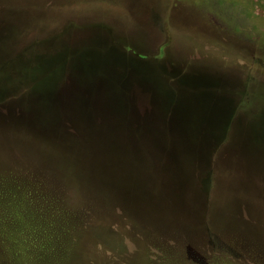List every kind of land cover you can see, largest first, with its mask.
Listing matches in <instances>:
<instances>
[{"label": "rangeland", "instance_id": "374dc122", "mask_svg": "<svg viewBox=\"0 0 264 264\" xmlns=\"http://www.w3.org/2000/svg\"><path fill=\"white\" fill-rule=\"evenodd\" d=\"M110 50L148 85L71 77L55 98L70 52L98 56L97 79ZM10 77L0 225L12 208L42 235L26 257L0 231V264H264V0H0V102ZM172 83L204 110L164 112ZM171 118L202 151L158 133Z\"/></svg>", "mask_w": 264, "mask_h": 264}, {"label": "trees", "instance_id": "16d2710c", "mask_svg": "<svg viewBox=\"0 0 264 264\" xmlns=\"http://www.w3.org/2000/svg\"><path fill=\"white\" fill-rule=\"evenodd\" d=\"M110 52L112 53V51L110 50ZM91 58L87 61L85 60V58H82V60L78 61L76 59H74V57H72V52H70L69 57L67 58V56L64 59V64L61 65L59 71H58V75L57 77H55V79L51 82V85H49L50 90L52 91V93L54 94L55 98H59L56 97L62 93H65V89L64 91L61 92V89L63 88V86L65 85V87H67L68 81L71 82V77L74 79V83H78L81 86H83V84L88 83V81L93 79V84L94 86H98L99 84H102L104 82V80H108L110 82H119L120 85L124 86V83L127 81H130V79H135L134 82L137 84H141L145 85L148 82L146 81L147 78L144 75V72L139 70L138 68H135V71H132L131 74L127 73L126 71V65L125 62H122L121 60H119L118 57H116L114 55V53H112V56H115L117 59L115 58H111V62L107 61L104 64H106L103 68H102V73L105 75H109V74H113L112 77L107 76V77H98L97 79L95 77H97L96 75H93V71H94V67L97 63H99L100 59L98 58V56H96L92 51H91ZM96 59V60H93ZM79 62H82L79 64ZM72 63H75L76 66L72 65ZM93 63V64H92ZM78 66V67H77ZM129 69H131V67H129ZM101 70V68L99 69ZM73 74V75H72ZM72 75V76H71ZM118 77H120V79H117ZM109 78H112V80H110ZM8 80V81H7ZM15 80V79H14ZM12 79L11 77L6 79V80H2V82L4 83V86H7L9 88H7V96L6 98L0 102V104H5L6 101H8L9 99H11L14 96H10L11 91V84H14L11 82ZM9 82V83H8ZM24 82V81H23ZM150 83V82H149ZM16 84V83H15ZM140 84V85H141ZM151 85H154L153 83H150ZM30 85V84H28ZM27 85V86H28ZM11 86V87H10ZM171 86L173 87V91L177 97V102L174 104L169 105L168 103L165 104V101H161V106H162V110L164 112H167V114L171 113L172 111H174V109H178L181 106H185V105H190L191 107H199L202 108L204 110V103H203V97L205 94H203V91H201V93H198L196 91L195 88L190 87L188 84H180V83H172ZM62 87V88H61ZM170 87V86H169ZM17 90V89H16ZM27 91H30L29 88H27ZM44 92L43 90V86L40 85L38 89H36V93L42 94ZM32 94V90L28 93V98L29 95ZM183 95L187 96L188 99H182ZM193 95L197 96L198 102L195 99L192 100ZM27 97V96H26ZM159 99L163 97V94H159ZM18 98V97H17ZM182 99V101H181ZM24 101H26L24 99ZM119 102H121V104L123 105V103L125 102V98L124 95H121L120 99L118 100ZM120 105V108H122L123 106ZM205 116V115H204ZM171 117V116H170ZM46 119L49 120H56L57 118L55 116L47 117ZM172 119V125H173V130L169 131L167 130V128L164 127L163 123L161 120L158 121V125H159V134H161V136L164 135V132L166 129L167 134L166 136L168 138H170V136H175L176 138V145H181L183 146V150H181V152H187L189 153V151H193L195 149L196 150H200L202 151V149H200L201 147L199 146V139L193 135L190 132L184 131L183 129H181L182 126V121L184 119L181 120H173ZM47 122V121H46ZM50 122V121H49ZM184 122V121H183ZM185 123V122H184ZM44 124V123H43ZM204 124L208 125V121L207 119L205 120ZM46 126H54V127H58V121H52L50 123L45 124ZM167 127V126H166ZM171 129V128H170ZM57 137L55 138H61L60 141L62 143L66 142L67 138L72 139L73 137L70 136L68 133L66 135V138H63L61 136H59V134H56ZM202 139L203 141H201V143L203 145H207L206 143L209 142L208 139L213 142V147L209 148L210 151L209 153L211 154L212 150H218V151H223V148L221 147L222 145H218L219 147L216 146L215 142H216V133L212 132L209 127L207 129H203L202 130ZM77 142H80L76 139H74ZM189 140H192L194 142V147H191L189 145ZM193 148V149H191ZM242 148L247 152L246 147L242 144ZM185 150V151H184ZM216 152V151H215ZM7 204V202H6ZM11 210L7 211L5 213V215H3V219H4V223L3 225H0V231L1 233L3 232L5 238H8L9 242L11 243V247L13 250H15L17 253L21 254V255H27L28 254H32V248L34 247V241L37 242H41L40 237L42 235V232H37L39 231L38 229H34L33 225L28 224V221L25 219V217L22 214V217H20L18 214H14L15 211L12 208H9ZM12 216V219H8L10 216ZM28 216V215H27ZM7 221H12L15 225H8ZM17 224V225H16ZM2 229V230H1ZM2 234V235H3Z\"/></svg>", "mask_w": 264, "mask_h": 264}]
</instances>
